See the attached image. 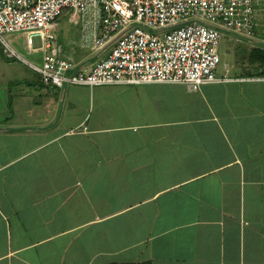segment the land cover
Instances as JSON below:
<instances>
[{
  "label": "crops",
  "instance_id": "0c3cea01",
  "mask_svg": "<svg viewBox=\"0 0 264 264\" xmlns=\"http://www.w3.org/2000/svg\"><path fill=\"white\" fill-rule=\"evenodd\" d=\"M89 19L54 30L75 69L101 56ZM22 34L35 60L0 40V264H264V3L198 90L44 84Z\"/></svg>",
  "mask_w": 264,
  "mask_h": 264
},
{
  "label": "built area",
  "instance_id": "2783aa9c",
  "mask_svg": "<svg viewBox=\"0 0 264 264\" xmlns=\"http://www.w3.org/2000/svg\"><path fill=\"white\" fill-rule=\"evenodd\" d=\"M264 0H0V40L26 33L41 40L42 63L30 62L44 84L138 85L184 83L198 90L224 81L217 75L225 32L251 37ZM89 17L98 56L75 69L53 48L67 12ZM17 54L11 51V55ZM19 56V55H17ZM20 57V56H19Z\"/></svg>",
  "mask_w": 264,
  "mask_h": 264
},
{
  "label": "rangeland",
  "instance_id": "374dc122",
  "mask_svg": "<svg viewBox=\"0 0 264 264\" xmlns=\"http://www.w3.org/2000/svg\"><path fill=\"white\" fill-rule=\"evenodd\" d=\"M67 18V17H66ZM64 21H66V19H64L62 21V23H64ZM65 24V23H64ZM70 27H75V29L78 26H71L69 25L68 28ZM77 30H79V28H77ZM6 40L8 41V43L18 52L20 53L24 58L28 59V60H35V56H38L40 54H35V53H31V51L29 50L28 46H27V38L24 34L22 33H15V34H11L5 35ZM225 37H223L222 41H221V45H220V54L222 53V48L224 47V45L226 44L225 42ZM34 45L36 47L41 45V41L40 38L38 37H34ZM78 45H81V43L79 42ZM2 46L6 47L4 44H2ZM3 47V49H4ZM8 48V47H6ZM8 50L10 51V49L8 48ZM88 53V52H87ZM222 55V54H221ZM238 58V55H234L233 57ZM16 60V59H15ZM14 59H12L11 61L16 62ZM227 62V56L224 55L223 57H221V63L220 65H224Z\"/></svg>",
  "mask_w": 264,
  "mask_h": 264
},
{
  "label": "trees",
  "instance_id": "16d2710c",
  "mask_svg": "<svg viewBox=\"0 0 264 264\" xmlns=\"http://www.w3.org/2000/svg\"><path fill=\"white\" fill-rule=\"evenodd\" d=\"M252 63L259 62L264 65V50H254L251 56Z\"/></svg>",
  "mask_w": 264,
  "mask_h": 264
}]
</instances>
